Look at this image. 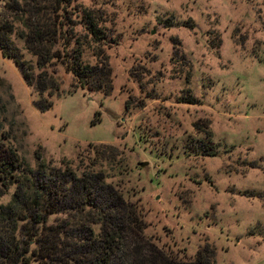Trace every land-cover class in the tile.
<instances>
[{
  "label": "rangeland",
  "instance_id": "374dc122",
  "mask_svg": "<svg viewBox=\"0 0 264 264\" xmlns=\"http://www.w3.org/2000/svg\"><path fill=\"white\" fill-rule=\"evenodd\" d=\"M28 2L0 0V23L32 60L17 40ZM68 11L81 41L85 13L105 31L83 58L93 66L99 50L112 83L77 89L54 60L39 96L0 52V124L20 155L77 165L89 144L113 145L148 237L192 258L208 248L216 264H264V0H74Z\"/></svg>",
  "mask_w": 264,
  "mask_h": 264
},
{
  "label": "trees",
  "instance_id": "16d2710c",
  "mask_svg": "<svg viewBox=\"0 0 264 264\" xmlns=\"http://www.w3.org/2000/svg\"><path fill=\"white\" fill-rule=\"evenodd\" d=\"M73 1L26 4L28 18L17 40L25 43L32 60L12 47L13 26L0 23L2 56L15 62L39 96L53 90L45 70L54 60L63 61L77 89L106 92L112 83V69L99 50L93 53L95 65L83 58L86 43L109 41L93 15L80 17L83 41L69 31ZM50 44L61 48L52 53ZM29 73H37L35 83ZM36 155L37 165L31 167L0 124V264H216L208 248L192 258L146 235L143 206L120 185L127 172L117 147L89 144L85 156L78 154L77 165L66 158L46 162L41 153Z\"/></svg>",
  "mask_w": 264,
  "mask_h": 264
},
{
  "label": "water",
  "instance_id": "95a60500",
  "mask_svg": "<svg viewBox=\"0 0 264 264\" xmlns=\"http://www.w3.org/2000/svg\"><path fill=\"white\" fill-rule=\"evenodd\" d=\"M140 166H141L142 168H145L146 166H148V163H147V162H143V163L140 164Z\"/></svg>",
  "mask_w": 264,
  "mask_h": 264
}]
</instances>
